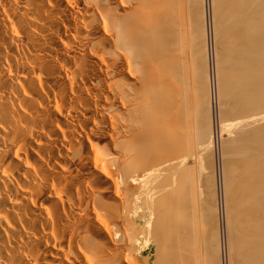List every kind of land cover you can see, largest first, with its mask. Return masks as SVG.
Listing matches in <instances>:
<instances>
[{
    "label": "bare ground",
    "instance_id": "obj_1",
    "mask_svg": "<svg viewBox=\"0 0 264 264\" xmlns=\"http://www.w3.org/2000/svg\"><path fill=\"white\" fill-rule=\"evenodd\" d=\"M223 230L264 264V0H0V264H220Z\"/></svg>",
    "mask_w": 264,
    "mask_h": 264
},
{
    "label": "rangeland",
    "instance_id": "obj_2",
    "mask_svg": "<svg viewBox=\"0 0 264 264\" xmlns=\"http://www.w3.org/2000/svg\"><path fill=\"white\" fill-rule=\"evenodd\" d=\"M208 9H209V8H207V16L205 17V18H206V20H205L206 22H205V23H206V26H207L208 31H210L209 34H211L212 26H213V25H212V23H211V22H212V21H211V16H210V14H208V13H209V10H208ZM208 16H209L210 19L208 18ZM207 18H208V19H207ZM224 19H226V18H224ZM224 21H226V20H224ZM209 24H210V25H209ZM209 26H210V27H209ZM208 27H209L211 30H210ZM219 29H220V28H219ZM221 30H222V29H221ZM229 33H230V32H229ZM231 33H232V32H231ZM210 36H212V35H210ZM228 36H230V34H229ZM230 37H231V36H230ZM230 37H228L227 39H233V40H235V39L233 38L234 35H233L231 38H230ZM210 39H211V42H210L209 47H208V48H209V53H208V54H209V57L213 59V60L211 59V63H212V62L214 61V51L216 52V50L219 49L220 51L217 50V52L219 51L220 54L224 53L225 51L223 52L222 50H225V49L227 48V46L229 47V49L231 48V45H230L231 43H230V41L232 42V40H228L230 46L228 45V43H227V45H226L225 42H224V45H226V46H225V48H223V47H224V45L222 44L223 42L220 44L221 41H220V39H218V42H219V43L217 42V44H216V46H215L216 48H215V47H213V46H214L213 44L216 43V42H215V41L212 42V38H211V37H210ZM217 45L220 46V47H217ZM210 46H211V47H210ZM221 47H222V48H221ZM214 48H215V50H214ZM229 49H226V50L228 51ZM213 50H214V51H213ZM205 51H206V50H205ZM221 51H222V52H221ZM229 51H230V50H229ZM211 52H213V53H211ZM217 52H216V54H217ZM219 52H218L217 56L220 55ZM230 53H232V52H230ZM211 55H212V57H211ZM233 55H234V53H233ZM229 56H230V54H229ZM232 59H233V58H232ZM232 61H233V60H232ZM232 61L229 62V64H228L229 67H230V68H228V69H230V71H231V72L229 71V72H230V73H229V76H230V77L228 78V80H229V81L231 80V82H233V83H230V82H228V80H227V83H228V85H229V87H230L229 90H230V92H231V95H230L231 98L229 97V99L224 100V101H226V102H224L226 105H225L223 102H221L222 104H220V108L218 107L219 109H223V110H220V112L222 111L221 113H223V114H221V115H218V114H219V109L217 108V109H218V110H217V109L215 108V107H216V104H215V106H214L215 111H214V113H213L214 116H213V118H212V123H213V121H214V123L216 122L215 125L217 124V126H218V124L220 125V120H219V119H220L221 116L224 115V117H225V115L229 114V115H227L228 117H230V115L232 116V118L235 117V114L237 113L236 109H235L236 113H234V111H233V112H230V111L233 110L232 108H234L235 106H237V103H238V106L241 107L240 104H242L244 101L242 102V101H240V100H241V98H242V100H245L244 97L246 96V94L243 93V92L241 91L242 88H243V87L241 86V83L238 84L239 81H240V80H238L239 77L241 78V80H242V77L238 75V79H236V78H237V74H236V73H237V71L239 70V68H238L239 66H238V65H240V64H236V62H235L236 60L233 61V62H235V63H233ZM237 62H238V61H237ZM218 63H219L218 66L220 65V63L222 64V62H218ZM231 63H232V64H231ZM230 64L233 65L234 67H233V66H230ZM235 66H237V67H235ZM240 66H241V65H240ZM203 67H205V65H204ZM206 67H207V66H206ZM221 67H222V65H221ZM231 67H232L233 69H232ZM234 69H235V70H234ZM240 69H242V67H240ZM204 70H205V69H204ZM206 70H207V68H206ZM233 70L235 71V73H234ZM240 71H241V70L238 71V74L241 73ZM231 73H233V75H232ZM246 73H247V72H246ZM234 75H236V76H234ZM233 76H234V78H233ZM231 78L235 79L236 81L238 80V81L235 82V81H234L233 79H231ZM234 82H235V83H234ZM229 83H230V84H229ZM234 84H236V85L238 84L237 86L235 85L236 88L234 87ZM231 85H232V86H231ZM239 86H240V88H241L240 90L237 89V88H239ZM246 88H247V87H246ZM236 89H237V90H236ZM233 91H234V92H233ZM238 91H239V94H238ZM232 92H233L234 95L232 94ZM241 92H242V93H241ZM235 93H237V94H235ZM240 94H242V95H241V96H238V95H240ZM243 94H245L244 97H242ZM235 95H236V97H235ZM233 97H234V99H233ZM239 97H241V98H239ZM237 98H239V99H237ZM243 98H244V99H243ZM232 99H233V102L231 101ZM236 99H237V100H236ZM228 100H229V101H228ZM238 100H239L240 102H239ZM227 101H228L229 105H227ZM241 102H242V103H241ZM231 104H233V105H231ZM230 105H231L232 108L230 107ZM238 106H237V107H238ZM227 107H228V108H227ZM235 108H236V107H235ZM237 109H238V108H237ZM216 110H217V111H216ZM225 110H226V111H225ZM238 110H239V109H238ZM224 111H225V112H224ZM226 113H227V114H226ZM233 113H234V114H233ZM215 115H216V116H215ZM237 115H238V113H237ZM219 116H220V117H219ZM227 116H226V117H227ZM233 116H234V117H233ZM228 117H227V118H228ZM236 117H237V116H236ZM218 118H219V119H218ZM235 119H236V118H234V120H235ZM232 121H233V119H232ZM226 122L229 123L228 120H227ZM229 124H230V123H229ZM226 125H227V123H226ZM227 126H228V125H227ZM231 126H232V125H231ZM231 126L229 125L228 127L230 128ZM228 127H227V128H228ZM226 130H227V129H226ZM228 130H229V129H228ZM225 133L228 134L227 131H226ZM193 138H195V137H193ZM196 138H197V137H196ZM196 138H195V140H196ZM198 138H199V137H198ZM199 139H200V138H199ZM199 139H198V142H199ZM201 139H202V138H201ZM194 142L197 143V140L194 141ZM216 142H217V143H216ZM216 142H215V143L212 142V144H214V145H213V149H212V147H211V149H212V150H211V154H212V152H214L213 155L215 154L216 151H218V150L220 149V146H221V147H222V146L227 147V144L222 145V142H220V140H218V141L216 140ZM197 147H198V149H199L200 152H202L204 155L206 154V153H204L206 150H205V151H204V150H201L198 144H197ZM216 147H217V148H216ZM214 150H215V151H214ZM208 151H209V150H208ZM203 154H201V155H202V157H204L203 160H204V162H205L206 171H207L208 173H210L211 171L214 172V170H216V173H214V174L212 173V175H214V176H213V179H215L216 181H215V180L212 181V182L215 183L214 186H213V184H212V188L214 187V189H212V190H214L213 192L215 193V195H214V193L212 194L213 197H214V198L212 197V200L214 199V200H213V201H214V204H213V203H211V204H212L213 207H214V205L216 204V206H215V210L217 209L218 211L216 210L215 212H216V213L218 212L217 214H219L218 217H216V218L220 219V221H224V218H221V217H224V211H225V206H226V202H225V199H224V198H226V196L224 197V189H223V188H224V185H223V184H225L224 182H226V181H224V180H225V179H224V173H223V171H221V170H222V168H221V158H220V156H219L220 159H219L218 157H216L215 155H214V157L211 156V157L213 158V161H212L213 163H212V162H210V159H209V160H208V159L206 160V159H205L206 156H204ZM207 154H208V153H207ZM211 157H210V158H211ZM214 159H215V161H214ZM218 160H220V161H218ZM195 162H196V163H195ZM219 162H220V163H219ZM192 164H193V165H192ZM195 164H196V165H195ZM218 164L220 165V168L218 167V166H219ZM191 165L194 167V168H193V171L196 170V167H197V171H198V168H199V161H193V162L191 161ZM215 165H216V166H215ZM195 166H196V167H195ZM214 166L216 167V169H213V168H212V169H213V170H212L211 167H214ZM194 169H195V170H194ZM197 171H195V175L197 174V173H196ZM218 171H220V172H218ZM207 172H206V173H207ZM215 174H216L217 176H216ZM219 174H220V176H219ZM222 174H223V176H222ZM204 175H205V174H203V176H201L202 180H203L204 178H206V177H204ZM218 179H220V180H218ZM223 179H224V180H223ZM204 180H205V179H204ZM219 181H220V182H219ZM217 182H218V183H217ZM219 183H220V184H219ZM219 185H220V186H219ZM221 186H222V187H221ZM219 187H220V188H219ZM220 189H221V190H220ZM212 190H211V192H212ZM215 191H216V192H215ZM221 191H222V192H221ZM205 192H206V191H203V193H202V197H203V195H205ZM221 195H222V196H221ZM215 196H216V197H215ZM220 199H221V200H220ZM221 203H222V204H221ZM202 204H203V207L206 206L205 202H202ZM202 204H201V209H202ZM224 204H225V205H224ZM221 205H222V206H221ZM202 210H203V209H202ZM220 212H221V213H220ZM217 214H216L215 216H217ZM222 214H223V215H222ZM203 216H204V215H203ZM217 221L220 222L219 220H217ZM218 224H219V223H218ZM218 224H217V226L219 227ZM218 227H217V228H218ZM223 232H225V231H224V230L222 231V233H221V234H222V237L225 235V233H224V235H223ZM225 237H226V236L223 237V238H224V239H223V242H224V244H223V245H224V246H223V249H220V251H219V259H218V260H219V263H220V264H225V263L227 262L226 252H225V249H224L225 246H226V245H225V244H226V239H225ZM137 248H138L139 251L141 250L140 253H139V259H140L141 263H143V262H142V257H143V254H145L146 252H142L141 244H138V245H137ZM185 248H186V249H185ZM185 248H184L185 251L188 250V247H185ZM182 249H183V248H182ZM182 249H181V251L179 250V251H177L176 253H174V254H175L174 256H175V257L177 256V257H181V258L183 257V258H184L185 256H187V255L189 256V255L191 254L190 257H185L184 259L182 258L184 261H186V259H187L186 263H185L184 261H182V259L180 260V259L177 258V257H176V258H177V259H176L177 261H176L175 258H174V256H172L173 254H169L168 257L164 259L165 261H168V262H165V261L163 262V261H162V264H163V263H164V264H166V263H167V264H174L173 258H174V260H175V263H177V264H178L179 261H182V263H180V264H183V263H184V264H187V263L193 264V263H192V262H193V260H192L193 258L191 257V256H193V255H192V252H191L192 250L190 249V247H189V250H188L189 252H188V251L185 252L184 249H183V250H182ZM166 251H167V250H166ZM182 251L184 252V254H183ZM190 252H191V253H190ZM169 253H170V252H169ZM177 253H178V255H176ZM179 253H180L181 255H179ZM185 253H186V254H185ZM188 253H189V254H188ZM182 255H183V256H182ZM239 255H240V254H238V256H239ZM169 256H172V257H173L172 260H171V262H173V263L170 262V259H171V258H170ZM238 256H237L236 258L234 257V258H235V259H233V260H235V261H233L234 264H236V262H237V264H242V263H243V264H244V263L246 264V261H247V260H246V261H244V260L242 261V259H240ZM242 256H243V255L241 254V257H242ZM225 257H226V258H225ZM168 258H170V259H168ZM189 258H190V259H189ZM191 258H192V259H191ZM238 258H239V259H238ZM151 259H153V257H151ZM188 259H189V260H188ZM191 260H192V261H191ZM248 261H249V260H248ZM248 261H247V262H248ZM249 263H250V262H249ZM249 263H248V264H249ZM253 263H254V262H253ZM157 264H161V263L159 262V263H157ZM226 264H228V263H226Z\"/></svg>",
    "mask_w": 264,
    "mask_h": 264
}]
</instances>
